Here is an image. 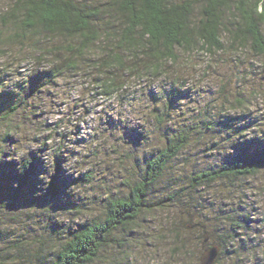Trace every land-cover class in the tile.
I'll return each instance as SVG.
<instances>
[{"label": "clouds", "instance_id": "clouds-1", "mask_svg": "<svg viewBox=\"0 0 264 264\" xmlns=\"http://www.w3.org/2000/svg\"><path fill=\"white\" fill-rule=\"evenodd\" d=\"M0 264H264V0H0Z\"/></svg>", "mask_w": 264, "mask_h": 264}]
</instances>
